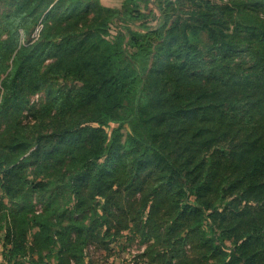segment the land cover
<instances>
[{"label": "trees", "instance_id": "trees-1", "mask_svg": "<svg viewBox=\"0 0 264 264\" xmlns=\"http://www.w3.org/2000/svg\"><path fill=\"white\" fill-rule=\"evenodd\" d=\"M0 194V264L96 216L153 264H264V0H0Z\"/></svg>", "mask_w": 264, "mask_h": 264}, {"label": "rangeland", "instance_id": "rangeland-1", "mask_svg": "<svg viewBox=\"0 0 264 264\" xmlns=\"http://www.w3.org/2000/svg\"><path fill=\"white\" fill-rule=\"evenodd\" d=\"M120 3L121 0H101V4L109 7H117L120 5ZM140 8L145 13L148 12L147 10L145 11V9H143L144 7L141 6ZM148 8H152V10H154L152 4H149ZM146 18L149 25H153L155 23L154 14L150 13ZM136 24L137 23L135 22L133 25H131L132 28L135 29ZM42 26L43 23L39 21L32 32L31 42L37 39ZM111 30L113 32L114 29L112 28ZM19 42L20 44H23L25 43V39L20 37ZM39 97V92L32 94L30 96V102L39 100ZM23 118L24 120L29 121L31 116L26 111H24ZM115 126L116 124H109L105 127L106 132L110 133L111 129ZM23 171L30 180L37 181L44 177L42 174H37L31 167L23 168ZM3 202L7 203V197L3 198ZM31 208L30 209L34 212H43L44 209L43 203L40 202L37 197L32 200ZM30 209L27 210L29 218L32 214L30 213ZM97 211L100 213L99 209H97ZM94 224L97 225V230H101V233L104 232L105 229L110 225L108 231L109 234L106 237H102V235H100L96 240L92 239L86 242L80 248L81 253L77 252L79 255H76V257L71 256L68 264H153L150 262L149 257L144 255L148 246V242L133 234L130 229H121L119 234L113 236L111 233L113 232L114 227L109 224V222H107L105 217L100 219L99 216H96ZM25 229L27 230L26 237L29 241L32 234L37 230V227L28 226L27 228L26 226ZM56 250V244L50 246L49 248L42 251V258H39V256L34 252L33 257L35 258V264H57Z\"/></svg>", "mask_w": 264, "mask_h": 264}, {"label": "crops", "instance_id": "crops-1", "mask_svg": "<svg viewBox=\"0 0 264 264\" xmlns=\"http://www.w3.org/2000/svg\"><path fill=\"white\" fill-rule=\"evenodd\" d=\"M100 2H101V0H100Z\"/></svg>", "mask_w": 264, "mask_h": 264}]
</instances>
